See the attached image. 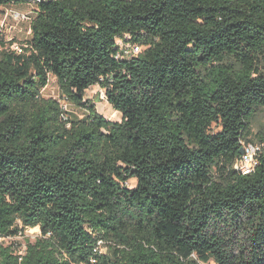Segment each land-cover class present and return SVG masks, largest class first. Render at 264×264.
I'll list each match as a JSON object with an SVG mask.
<instances>
[{
    "label": "trees",
    "instance_id": "16d2710c",
    "mask_svg": "<svg viewBox=\"0 0 264 264\" xmlns=\"http://www.w3.org/2000/svg\"><path fill=\"white\" fill-rule=\"evenodd\" d=\"M34 2L0 0L34 12L22 54L0 34V237H43L0 264H264V152L234 167L264 144V0Z\"/></svg>",
    "mask_w": 264,
    "mask_h": 264
},
{
    "label": "rangeland",
    "instance_id": "374dc122",
    "mask_svg": "<svg viewBox=\"0 0 264 264\" xmlns=\"http://www.w3.org/2000/svg\"><path fill=\"white\" fill-rule=\"evenodd\" d=\"M33 8V7H32ZM29 6H11L8 8H0V34L7 43H14L11 46V50L16 45H25L32 38V21L34 17L33 9ZM13 12L28 13L32 17L31 21H19L13 17ZM143 50V48H141ZM102 93H105L99 86L92 87L85 95L84 100L94 101L97 111L106 119L113 122L121 121V114L116 112L107 102L102 98ZM106 96V95H105ZM42 97L44 99H53L60 103L61 108L72 115L73 117L83 118L86 111L80 109L75 104L68 101L64 95H62L59 89L58 83L54 77H50L49 85L42 91ZM253 134L256 135L260 132H264V109L260 110L253 121ZM136 181L131 180L128 183L129 188H134ZM20 233L12 238H7L5 241H1L0 245L3 247H11L14 253L24 255L27 250L28 243H35L38 239L42 238L40 228H23L20 225ZM102 253H108V247L105 244L100 246Z\"/></svg>",
    "mask_w": 264,
    "mask_h": 264
},
{
    "label": "built area",
    "instance_id": "2783aa9c",
    "mask_svg": "<svg viewBox=\"0 0 264 264\" xmlns=\"http://www.w3.org/2000/svg\"><path fill=\"white\" fill-rule=\"evenodd\" d=\"M44 0H35L34 5L37 3H41ZM13 17L19 21H31L32 17L28 13L23 12H13ZM117 45L120 49V53L117 55L116 58L122 59H130L134 56H137L142 50L140 46L132 44L130 42H125L123 40H117ZM14 51L18 54L23 53V47L16 45L13 47ZM102 98L106 99L105 93H102ZM243 155L241 156L240 160L235 164V169L240 171L243 175H249L255 172L256 167L258 166V160L260 155L264 152V144H254V143H243ZM39 228V227H38ZM12 237H0V242L5 241L6 239ZM102 242L99 243V247L101 246ZM102 253V251H101ZM95 263V261H92Z\"/></svg>",
    "mask_w": 264,
    "mask_h": 264
},
{
    "label": "water",
    "instance_id": "95a60500",
    "mask_svg": "<svg viewBox=\"0 0 264 264\" xmlns=\"http://www.w3.org/2000/svg\"><path fill=\"white\" fill-rule=\"evenodd\" d=\"M244 153L243 149L240 150V155L242 156Z\"/></svg>",
    "mask_w": 264,
    "mask_h": 264
}]
</instances>
